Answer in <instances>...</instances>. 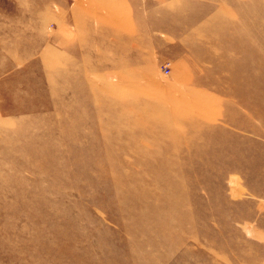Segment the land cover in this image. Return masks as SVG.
Masks as SVG:
<instances>
[{
	"label": "rangeland",
	"instance_id": "obj_1",
	"mask_svg": "<svg viewBox=\"0 0 264 264\" xmlns=\"http://www.w3.org/2000/svg\"><path fill=\"white\" fill-rule=\"evenodd\" d=\"M142 2L130 55L0 0V264H264V0Z\"/></svg>",
	"mask_w": 264,
	"mask_h": 264
},
{
	"label": "crops",
	"instance_id": "obj_2",
	"mask_svg": "<svg viewBox=\"0 0 264 264\" xmlns=\"http://www.w3.org/2000/svg\"><path fill=\"white\" fill-rule=\"evenodd\" d=\"M106 2L109 4L108 17H110L112 21L110 22V26L102 27L99 25V23L102 25L101 21L96 23L93 20V11L86 10L85 7L78 4V2L59 0L62 12L60 18H56L58 21L56 25L58 29L53 32L55 34L53 35V38L49 39V44H58L64 47L66 53L71 51L77 52V50H82L84 48L85 43H88V32L94 33L97 31L98 34L99 32L102 34L103 31H106L111 34L110 39L113 43L112 47L119 49L121 47V41L125 40L120 33L126 32L129 34L127 36L129 42L127 45L123 46L131 49L129 50L130 55L144 54V52H147V49L144 48L146 46L147 38V25H145V20H148L147 15L149 13L147 3H143L142 0H124L127 5L119 10L117 0ZM90 3L92 4L93 2L91 1ZM120 16L121 19L124 18L125 20L120 21L118 19ZM97 17L99 18V14ZM52 18L53 16L51 19ZM121 22L124 25V28L121 27ZM131 30L134 31L133 34L135 35L130 33ZM92 37L94 38V36ZM91 42H94V40Z\"/></svg>",
	"mask_w": 264,
	"mask_h": 264
},
{
	"label": "built area",
	"instance_id": "obj_3",
	"mask_svg": "<svg viewBox=\"0 0 264 264\" xmlns=\"http://www.w3.org/2000/svg\"><path fill=\"white\" fill-rule=\"evenodd\" d=\"M161 71H162V73H163L164 75H168V73H169V68H168V66H166V65L163 66Z\"/></svg>",
	"mask_w": 264,
	"mask_h": 264
}]
</instances>
